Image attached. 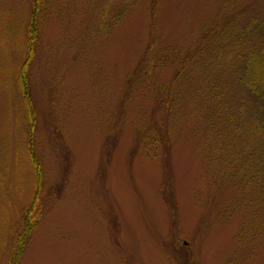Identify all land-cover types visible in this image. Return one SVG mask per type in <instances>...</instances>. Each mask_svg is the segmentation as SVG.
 Returning a JSON list of instances; mask_svg holds the SVG:
<instances>
[{
    "label": "rangeland",
    "instance_id": "obj_1",
    "mask_svg": "<svg viewBox=\"0 0 264 264\" xmlns=\"http://www.w3.org/2000/svg\"><path fill=\"white\" fill-rule=\"evenodd\" d=\"M28 79L44 216L21 264H264V0H42ZM35 0H0V264L35 192L19 85Z\"/></svg>",
    "mask_w": 264,
    "mask_h": 264
},
{
    "label": "trees",
    "instance_id": "obj_2",
    "mask_svg": "<svg viewBox=\"0 0 264 264\" xmlns=\"http://www.w3.org/2000/svg\"><path fill=\"white\" fill-rule=\"evenodd\" d=\"M42 4V0H35L34 2L28 27L26 55L19 69V85L28 123V157L35 173V192L28 209L25 211L23 226L18 232L14 251L7 264H21L28 241L44 216V207L40 196L44 173L35 144L37 110L30 92L28 79L29 64L35 55L40 35L38 18ZM239 80L249 90L250 94L264 105V45L249 54ZM262 125L264 127V115ZM250 181L256 184L260 200L264 201V178L261 172L254 171Z\"/></svg>",
    "mask_w": 264,
    "mask_h": 264
}]
</instances>
